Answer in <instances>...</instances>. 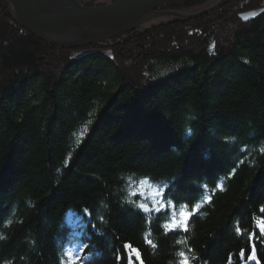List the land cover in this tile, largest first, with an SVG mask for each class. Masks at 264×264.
<instances>
[{
  "label": "trees",
  "instance_id": "obj_1",
  "mask_svg": "<svg viewBox=\"0 0 264 264\" xmlns=\"http://www.w3.org/2000/svg\"><path fill=\"white\" fill-rule=\"evenodd\" d=\"M262 219L264 0L72 48L0 0V264H264Z\"/></svg>",
  "mask_w": 264,
  "mask_h": 264
},
{
  "label": "water",
  "instance_id": "obj_2",
  "mask_svg": "<svg viewBox=\"0 0 264 264\" xmlns=\"http://www.w3.org/2000/svg\"><path fill=\"white\" fill-rule=\"evenodd\" d=\"M5 1L13 18L23 28L59 48L97 44L124 34L156 16L192 18L222 3L220 0L208 8L188 14L158 10L172 0H115L92 6L86 5L84 0Z\"/></svg>",
  "mask_w": 264,
  "mask_h": 264
},
{
  "label": "rangeland",
  "instance_id": "obj_3",
  "mask_svg": "<svg viewBox=\"0 0 264 264\" xmlns=\"http://www.w3.org/2000/svg\"><path fill=\"white\" fill-rule=\"evenodd\" d=\"M84 1H85V3H87L89 0H84ZM93 1L101 2V3L102 2L107 3V2H113L115 0H93ZM218 1H220V0H208L205 3H203L202 5H199V6L190 8V9H178V8L167 7V6L164 7L163 6L161 8H158V10H170V11H178V12H183V13L190 14V13H196V12H198L200 10H203L205 8H208V7L216 4ZM226 1L227 0H222V3L220 5L214 7L209 12L204 13V14H211L213 12V10H215L216 8H219L220 6H222ZM89 6H92V5H89ZM204 14H201V15H204ZM198 16H200V15H198ZM198 16H195V17H198ZM195 17H192V18H195ZM174 19H191V18H181V17H177V16H172V15H161V16H156V17H153V18L149 19L148 21L142 23L140 26H148V25L154 24V23H161V22H166V21H172ZM148 196H149V198L151 199V201H152V203L154 205L158 201L160 202V200L158 198L159 197L158 196V193L155 190L150 191L149 194H148ZM181 212H185V211H181ZM179 218H180V214H179Z\"/></svg>",
  "mask_w": 264,
  "mask_h": 264
},
{
  "label": "snow or ice",
  "instance_id": "obj_4",
  "mask_svg": "<svg viewBox=\"0 0 264 264\" xmlns=\"http://www.w3.org/2000/svg\"><path fill=\"white\" fill-rule=\"evenodd\" d=\"M143 207V206H141ZM157 211H159V209H156ZM144 211H147V209H144ZM189 213L187 212H181L180 213V218L177 220L175 218H173V220L171 221V223L167 226L168 230H174L177 227H182L186 225V222L189 219ZM260 231L262 234H264V219L261 220L260 224L258 225ZM240 229L237 228V233H240ZM254 236V233H250L249 234V240L251 241L252 238ZM149 244H151V241L148 240L147 241ZM124 249L126 251H129L131 253V255H135L137 257V259H139V253L137 252L136 249L132 248V245L130 243H125L124 245ZM241 254H243V249L241 250ZM131 255L129 256V259L131 260ZM180 256L183 257L184 253H180ZM249 259H255V253L253 250V254L249 255L248 257ZM84 259H87V257H84ZM68 264H81V257L79 255H75L73 256L71 259L68 260ZM181 264H188V260L185 258L181 261Z\"/></svg>",
  "mask_w": 264,
  "mask_h": 264
}]
</instances>
